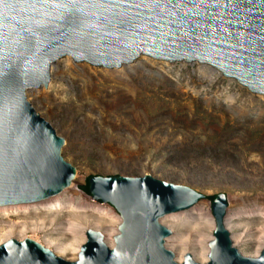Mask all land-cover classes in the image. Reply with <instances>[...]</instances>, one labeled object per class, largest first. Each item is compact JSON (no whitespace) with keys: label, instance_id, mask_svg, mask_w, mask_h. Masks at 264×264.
Masks as SVG:
<instances>
[{"label":"water","instance_id":"95a60500","mask_svg":"<svg viewBox=\"0 0 264 264\" xmlns=\"http://www.w3.org/2000/svg\"><path fill=\"white\" fill-rule=\"evenodd\" d=\"M67 56L106 68L142 56L196 62L264 97V0H0V207L42 201L74 179L64 139L26 97L46 89L51 65ZM88 191L119 215L113 247L87 229L77 259L67 260L31 238H12L0 245V264H201L191 254L176 260L165 247L172 230L160 219L207 196L150 174L90 176ZM210 206L204 264H264V247L248 257L233 246L226 194Z\"/></svg>","mask_w":264,"mask_h":264},{"label":"rangeland","instance_id":"374dc122","mask_svg":"<svg viewBox=\"0 0 264 264\" xmlns=\"http://www.w3.org/2000/svg\"><path fill=\"white\" fill-rule=\"evenodd\" d=\"M206 72L196 62L169 63L145 56L120 68L75 63L68 56L54 62L46 89H29L26 97L64 139L61 155L75 168L69 187L78 193L63 198L56 210L0 212V240L8 224L23 223L29 227L23 232L16 227L12 238H31L54 252L58 246L49 242L64 245L85 236L82 223L75 224L73 234L68 232V216L98 218L97 212L82 209L94 208L90 195L81 191L86 178L150 174L207 196L195 204L205 219L212 214L210 197L226 194L227 211L235 216L232 242L237 239L243 255L262 248L264 97L235 80ZM102 204L109 224L101 232L115 228L119 218L114 207ZM196 211L177 221L175 233L194 247L196 235L206 233L188 231L205 225ZM58 256L77 259L69 250Z\"/></svg>","mask_w":264,"mask_h":264},{"label":"bare ground","instance_id":"6f19581e","mask_svg":"<svg viewBox=\"0 0 264 264\" xmlns=\"http://www.w3.org/2000/svg\"><path fill=\"white\" fill-rule=\"evenodd\" d=\"M203 67L206 68V71H207L206 74L209 77L213 74H215L216 76L221 75V73L218 70H216L215 68H212L208 65H203ZM77 193H78V189L76 187H69V188L67 187L66 189L61 191L59 194H57L55 196L48 197V198L43 199L42 201H39L36 203L21 204V205H10V206L0 207V212H20L21 213V212H27L29 210H40V211L56 210V209H60L62 207L63 198H65L67 196H69V198H70L71 194L76 195ZM88 200L94 204V208H90V206H86L82 209H85L87 211L92 210L93 212H97L96 214L98 215V218L97 219H89L84 214H72V215L68 216L67 222H68V224L71 223L70 225H72V226H69V228L67 229L69 233L73 234L75 232L74 228H77V226L75 224H78V223L85 224V228L82 230V232L86 231L87 229H93V230L99 231L102 226H105V225L107 226L109 224V222L106 218V216L108 215V210L103 211L101 209V207H103L102 202L99 201L100 202L99 203L98 201H94L91 196L88 198ZM85 202L86 201H83V203H85ZM98 204H99V206H96ZM96 207H98V208H96ZM196 208H197V206L193 205L192 207H190L188 209L178 211V212H174V213H170V214H166L160 219V223L163 226L172 230V234L167 236L165 239V247L174 253L176 260L178 262H181L183 260L184 256L187 254H191V257L198 263L204 264L208 261V253H209L208 243L213 239L212 231H214V220H213V216H211L212 214L211 215L209 214V218L205 219L206 216L203 213H201L202 210L198 209L197 210L198 212H197ZM192 211H196L199 214V216L201 217V219H204V221H206L205 225L194 226V227H190L188 229L189 232H195V234L197 232L199 233L200 231L206 232L203 235H198V234L196 235L197 238L195 240L196 241L195 247H194V245H192L190 243L189 239H185V238L184 239H178V238H176V234H175L177 231V228H178L177 221L181 220L182 217L191 214ZM234 219H235V216L231 215L230 211L229 212L227 211L225 218H224V224H225L226 229L229 232H232L233 229L235 228V225L232 223ZM119 223H120V218H118L116 220V227L115 228L105 229V231H102V232L100 231L104 236L105 243L109 247H113V245H114V237L118 233L117 227H118ZM16 227H19V232H23L29 226L24 225L23 223H20L19 225H16L13 223L8 224L6 234H5L4 238H2L0 240V245L9 239H12L11 232ZM84 235H85V233H84ZM14 239H16V238H14ZM84 241H85V236H83V237L81 236V238L79 240H77L73 237V239L69 243L64 244V245H57L53 241L49 242V244H54V245L58 246L57 250L54 251L57 254V256L65 253L66 251L69 250L70 254L73 257H75L76 255L78 256L79 249H80L81 245L84 243ZM233 241H234V243L232 242L233 246L236 247L235 241L237 242V239L233 238ZM40 244H42L43 246H46L48 248V246L43 244L42 242H40ZM263 247L260 248L259 250H256L253 255H245V256L257 257L259 255L260 251L263 249Z\"/></svg>","mask_w":264,"mask_h":264},{"label":"trees","instance_id":"16d2710c","mask_svg":"<svg viewBox=\"0 0 264 264\" xmlns=\"http://www.w3.org/2000/svg\"><path fill=\"white\" fill-rule=\"evenodd\" d=\"M89 178V177H88ZM88 178H86V182L84 187L81 189V191L86 194L89 195V191H88ZM215 196V195H214ZM214 196H211L210 199L213 200Z\"/></svg>","mask_w":264,"mask_h":264}]
</instances>
